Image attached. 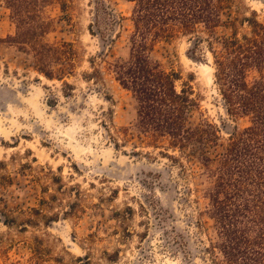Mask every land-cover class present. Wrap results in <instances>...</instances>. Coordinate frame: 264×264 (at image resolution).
I'll return each instance as SVG.
<instances>
[{"label":"rangeland","instance_id":"1","mask_svg":"<svg viewBox=\"0 0 264 264\" xmlns=\"http://www.w3.org/2000/svg\"><path fill=\"white\" fill-rule=\"evenodd\" d=\"M69 6L70 25L57 4L46 8L54 28L45 40L72 42L78 53L65 85L38 73L32 57L6 41L15 25L0 2V264H213L215 227L200 213L211 179L198 145L149 146L130 93L109 72L88 77L99 55L128 56L132 2L108 1L116 19L111 41L89 31L94 0ZM252 12L261 18L264 0H228L213 35H229L227 21ZM205 40L201 30L159 40L150 57L179 75L177 89L192 86L199 108L189 120L216 127L217 145L207 149L214 156L248 120L227 113Z\"/></svg>","mask_w":264,"mask_h":264},{"label":"trees","instance_id":"2","mask_svg":"<svg viewBox=\"0 0 264 264\" xmlns=\"http://www.w3.org/2000/svg\"><path fill=\"white\" fill-rule=\"evenodd\" d=\"M70 1L0 0L15 25L14 34L6 41L30 55L38 73L65 85L63 78L73 72L78 53L72 42L45 40L54 28L46 8L57 4L63 13L60 19L70 25ZM108 1L94 0L89 31L97 30L104 40L111 41L116 19ZM126 1L133 4L128 56L108 61L102 54L98 62L90 60L89 79L98 80L103 71L109 72L130 93L136 102V126L149 146L183 150L198 145L197 158L211 179L201 195L207 202L200 213L215 227L217 241L209 250L212 263L264 264V15L258 18L252 12L242 19L233 17L226 23L229 35L215 36L228 0ZM239 24L246 26L243 32L238 31ZM199 30L206 34L214 81L227 113L248 120L230 135L223 152L214 156L208 155L207 149L217 145L216 127L208 121L192 124L189 120L199 108L192 86L185 83L177 89L179 75L162 69L150 57L156 41L198 36Z\"/></svg>","mask_w":264,"mask_h":264}]
</instances>
